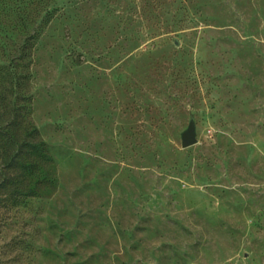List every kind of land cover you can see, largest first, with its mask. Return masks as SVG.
<instances>
[{
    "label": "rangeland",
    "instance_id": "rangeland-1",
    "mask_svg": "<svg viewBox=\"0 0 264 264\" xmlns=\"http://www.w3.org/2000/svg\"><path fill=\"white\" fill-rule=\"evenodd\" d=\"M49 4L27 86L53 182L0 203V264H264V0Z\"/></svg>",
    "mask_w": 264,
    "mask_h": 264
},
{
    "label": "trees",
    "instance_id": "trees-1",
    "mask_svg": "<svg viewBox=\"0 0 264 264\" xmlns=\"http://www.w3.org/2000/svg\"><path fill=\"white\" fill-rule=\"evenodd\" d=\"M49 1L0 0V203L39 196L53 182L51 156L31 119L27 86L39 30L59 10Z\"/></svg>",
    "mask_w": 264,
    "mask_h": 264
},
{
    "label": "water",
    "instance_id": "water-1",
    "mask_svg": "<svg viewBox=\"0 0 264 264\" xmlns=\"http://www.w3.org/2000/svg\"><path fill=\"white\" fill-rule=\"evenodd\" d=\"M188 125L187 129L181 134V147L184 149L196 144L198 141L194 120L191 119Z\"/></svg>",
    "mask_w": 264,
    "mask_h": 264
}]
</instances>
